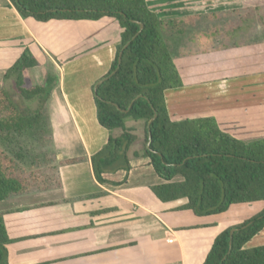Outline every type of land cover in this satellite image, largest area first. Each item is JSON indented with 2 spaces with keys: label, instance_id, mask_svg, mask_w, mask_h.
<instances>
[{
  "label": "crops",
  "instance_id": "0c3cea01",
  "mask_svg": "<svg viewBox=\"0 0 264 264\" xmlns=\"http://www.w3.org/2000/svg\"><path fill=\"white\" fill-rule=\"evenodd\" d=\"M205 12L166 17L198 15L184 34L176 35L180 39L174 43L175 36L171 37V53L183 85L166 91L170 116L173 120L210 116L238 139L263 137L264 38L254 36L230 44L234 47L228 54L230 63L220 51L213 59L196 55L190 63L179 46L188 42L189 30L198 26ZM217 12L221 13L210 10L209 15ZM122 30L111 17L47 22L23 18L11 0H0V87L5 85V73L26 48L43 54V63L50 62L52 70L56 67L59 79L44 114L57 160L56 188L15 194L5 200L6 208H0L12 239L10 264H203L223 230L264 208V202L235 204L220 214L198 216L191 210H179L185 199L161 201L151 186L163 180L148 157L134 155L141 120L136 127H128L138 136L128 153L130 170L107 172V182H98L91 157L107 143L110 132L98 122L93 92L112 66ZM215 42L221 43L220 35ZM238 54L248 72L230 76L227 69H240L233 59ZM204 61L211 65L208 70L218 74H204L192 65ZM42 67L41 63L28 68L26 78L37 73L34 83H42ZM77 157L84 159L60 164ZM262 244L264 229L246 247Z\"/></svg>",
  "mask_w": 264,
  "mask_h": 264
},
{
  "label": "trees",
  "instance_id": "16d2710c",
  "mask_svg": "<svg viewBox=\"0 0 264 264\" xmlns=\"http://www.w3.org/2000/svg\"><path fill=\"white\" fill-rule=\"evenodd\" d=\"M11 1L23 18L47 22L111 17L123 29L107 75L117 68L120 51L124 49L121 64L116 73L93 92L98 122L110 132L107 143L91 157L98 182H107L104 177L107 172L130 170L128 153L138 136L126 126L125 120L132 118L144 121L143 148L134 155L148 157L163 180L151 186L161 201L185 199L179 210H191L198 216L220 214L235 204L264 202V136L238 139L223 131L213 117L173 120L170 116L166 91L183 85L171 53V37L184 34L186 25L194 24L198 15L163 18L149 0ZM139 22L144 24L141 31ZM39 65V58L26 48L5 73V78L16 77L22 98L41 99V107L36 112H27L2 85L0 139L14 132H27L44 122L45 104L59 79L49 68L42 67L43 82L27 86L26 70ZM128 108L129 111H122ZM155 112L157 117L150 125L152 140L148 148V124ZM117 128L123 132L115 136L111 132ZM83 159H63L60 164ZM49 187L45 185L41 189ZM26 192L27 187L16 174V165L0 149V202ZM232 228L238 230L233 234L230 248ZM263 229L264 208L244 222L223 230L215 238L203 264H264V244L246 247ZM11 241L4 213L0 212V264H10L8 245Z\"/></svg>",
  "mask_w": 264,
  "mask_h": 264
},
{
  "label": "rangeland",
  "instance_id": "374dc122",
  "mask_svg": "<svg viewBox=\"0 0 264 264\" xmlns=\"http://www.w3.org/2000/svg\"><path fill=\"white\" fill-rule=\"evenodd\" d=\"M149 2L151 7L154 6L155 8H152L158 11L159 15L163 18L184 12L208 11L205 12V16L199 21L198 26L200 27L197 28V26L189 30L190 39L188 42L179 46V52L189 56L188 60L190 63L196 59L194 57L196 55L200 58L205 56L209 59H213L214 56H218L217 52L219 51V53L225 55V62L230 63L231 59L228 54L229 52L233 53L234 50V47L230 48V44H233V42L240 44L247 39L254 38V36H261L264 38V0H150ZM210 10H220L221 13L218 14L217 12V14L210 16ZM216 18L219 19L216 20ZM219 35L221 43L216 44L215 39ZM175 39L180 38L175 36L172 39L174 43ZM31 52L39 58L44 67L49 68L51 73L58 78L56 67H53L52 70L49 67L50 62L46 61V63H43V54L38 51ZM233 59H236L235 62H238L237 64H239L240 69H227L228 71L226 73L230 76L232 74L237 76L248 72V65L242 61V57L239 56V54L237 57H233ZM221 60H224L223 57H221ZM209 61L198 62L192 65L197 66L204 74L210 75L214 73L217 75L219 71L208 70L207 68L211 65H204L208 64ZM228 65L227 67H229ZM29 71L30 69L28 72ZM38 73L42 74L40 72ZM36 75L31 74V76H27V86L38 84L34 83L36 79H38ZM197 75L202 74L198 73ZM4 80L6 81L3 86L11 91L15 99L27 112H36L41 107V99L27 101L19 95L15 76H10ZM58 82L59 80L57 83ZM56 86L57 84L51 88V95L45 104V110H47L50 105L51 96ZM44 113H46V111H44ZM137 121L138 120L132 118H127L125 124L127 127H136L137 124L135 123H137ZM120 130L122 131V129L117 128L112 130L111 133L118 136L117 134L120 133ZM132 131L134 132V130ZM139 137V141L135 146L136 151H141L143 148L144 121L141 123ZM0 149L16 165V174L21 177L27 187L28 192L26 193L33 194L43 191L41 187L45 185L50 186V188H56L54 186H56L57 183V160L48 119L45 118L41 125L32 130L24 133L14 132L9 137L1 138ZM131 149H133L132 146ZM53 191L48 194H53ZM43 193L42 195L47 196L46 192ZM25 199L37 200L38 198L27 197ZM6 206V201L0 202V208H6ZM1 210L2 209H0V211Z\"/></svg>",
  "mask_w": 264,
  "mask_h": 264
},
{
  "label": "water",
  "instance_id": "95a60500",
  "mask_svg": "<svg viewBox=\"0 0 264 264\" xmlns=\"http://www.w3.org/2000/svg\"><path fill=\"white\" fill-rule=\"evenodd\" d=\"M139 23H140V25H141V27H140V31H141V30L144 28V24L141 23V22H139ZM137 35H138V34H136V35L133 37V39H134ZM130 42H131V41H129V42L124 46V48H126V47L130 44ZM123 51H124V49H122V50L120 51V54H119V61H118V66H117V68H116L113 72H111L110 74L105 75L103 78H101V79L97 82V84L95 85V87H94V91L97 90V87H98L99 84H101L102 82H104L105 80H107V79L110 78L113 74L116 73V71H117V69L119 68V66H120V64H121V61H122ZM134 101H135V100H133V101L131 102L130 107L132 106V104H133ZM115 105H116L119 109H121L117 104H115ZM130 107H129V108H130ZM129 108H128V109H122V111L127 112V111H129ZM156 117H157V112H155L154 117L149 121V124H148V125H149V128H148V130H149V140H148V143H147V147H148V148H150V144H151V140H152V134H151V128H150V125L152 124V122L155 120ZM236 230H238V228H232V229H231V232H230V235H231V239H230V248L232 247L233 234H234V232H235Z\"/></svg>",
  "mask_w": 264,
  "mask_h": 264
}]
</instances>
